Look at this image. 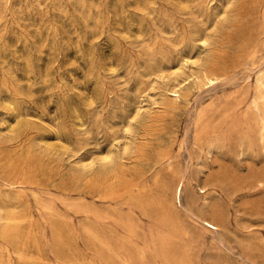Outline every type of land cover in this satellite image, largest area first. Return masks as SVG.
Instances as JSON below:
<instances>
[{
  "label": "rangeland",
  "instance_id": "rangeland-1",
  "mask_svg": "<svg viewBox=\"0 0 264 264\" xmlns=\"http://www.w3.org/2000/svg\"><path fill=\"white\" fill-rule=\"evenodd\" d=\"M263 82L264 0H0V264H264Z\"/></svg>",
  "mask_w": 264,
  "mask_h": 264
},
{
  "label": "bare ground",
  "instance_id": "bare-ground-1",
  "mask_svg": "<svg viewBox=\"0 0 264 264\" xmlns=\"http://www.w3.org/2000/svg\"><path fill=\"white\" fill-rule=\"evenodd\" d=\"M259 69V68H258ZM212 81V80H211ZM213 84V83H212ZM264 85V82H263ZM177 97L180 96V94L176 95ZM182 192H183V185L179 184L178 186H176L174 192H172V194H174V199L178 200L179 202H181V198H182ZM211 227V226H210ZM215 228V227H214Z\"/></svg>",
  "mask_w": 264,
  "mask_h": 264
}]
</instances>
